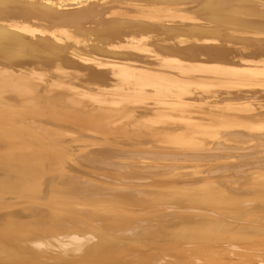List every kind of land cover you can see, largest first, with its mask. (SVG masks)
I'll use <instances>...</instances> for the list:
<instances>
[{"label": "bare ground", "instance_id": "6f19581e", "mask_svg": "<svg viewBox=\"0 0 264 264\" xmlns=\"http://www.w3.org/2000/svg\"><path fill=\"white\" fill-rule=\"evenodd\" d=\"M2 210L0 264H264V0H0Z\"/></svg>", "mask_w": 264, "mask_h": 264}, {"label": "rangeland", "instance_id": "374dc122", "mask_svg": "<svg viewBox=\"0 0 264 264\" xmlns=\"http://www.w3.org/2000/svg\"><path fill=\"white\" fill-rule=\"evenodd\" d=\"M139 126H140V128H139ZM139 126L128 127V129H130L129 131H132V130H133V132H132L133 134L136 133L137 135H139L138 132L145 131V130H144L145 128H143V127H145V126L142 125V128H141V125H139ZM120 127H121V126H120ZM118 128H119V127H118ZM135 128H136L137 130H136ZM120 129H121V128H119V132H117V133H119L120 136L117 135V136L113 137V135H112V136H110L111 138L108 136V137H109V138H108L109 140H108V139L106 138L108 134H107V135H100V134H98L99 136L96 134V138H95V140L98 139V140H96V142H99L100 140H101V142H102V141L106 138L108 141H105V143L103 142V143H100V144H102L103 146H106V147H108V146H110V147H111V146H112V147H114V146L119 147V146H120L119 148L125 150V149H127V147H128V145H126L128 142H125V141H128V140H129V137H128V135L125 136L126 132H125L124 135L122 136V135L120 134ZM123 129H124V128H123ZM125 129H126V128H125ZM128 129H126V130H128ZM131 129H132V130H131ZM134 129H135V130H134ZM138 129H139V130L142 129V131H141V130L139 131ZM146 129H147V128H146ZM117 130H118V129H117ZM121 131H123V130H121ZM135 131H136V132H135ZM133 134H132V135H133ZM109 135H110V134H109ZM132 135H131V137H132ZM102 137H105V138L102 139ZM112 137H113V138H112ZM121 137H122V139H121ZM136 137H138V136H136ZM136 137H135V135L133 136V138H136ZM100 138H101V139H100ZM116 138H117V139H116ZM124 138L127 139V140H124ZM133 138H132V140H133ZM151 138H152V137H147L148 140H146V141H149V139H150V140L153 139V138H152V139H151ZM154 138H155V139L152 140V142H155L156 137H154ZM111 139H112V141H111ZM114 139H115L116 141H113ZM118 140H119V142L122 141V142H124V143H121L122 145H121V144H118V143H119ZM109 141H110V142H109ZM129 141H131V139H130ZM113 142H114V143H113ZM115 143H116V144H115ZM155 143H156V142H155ZM110 144H111V145H110ZM123 144H125V146H123ZM129 146H130V145H129ZM122 147H124V148H122ZM135 160H138V158H136ZM233 162L236 163V162H238V161L235 160V161H233ZM233 170H234L235 172H240V170H235V169H233ZM19 202H20V201H19ZM19 202H15L16 204H19L18 207H16V206L14 207V205H15V203H14V205H12V206H13V209H12V207H9V211L13 210V211H16V212H17V211H19L18 208L21 210V209H23L24 205L28 203V202H24V201H23L24 203H19ZM20 204H21L22 207L20 206ZM23 204H24V205H23ZM30 204H31V203H28L27 205H30ZM25 206H26V205H25ZM4 209H5V208H4ZM6 209H8V208H6ZM4 211H6V210H2V211H0V213L2 214V212H4ZM128 215H132L131 217H132V218H135L133 215L136 216L137 214H129V213H128ZM137 216H138V215H137ZM137 216H136V217H137ZM24 219H26V218H24ZM31 236H32V237H31ZM31 236H30L31 238L29 237V238H30L29 241H30L31 239H32L31 241H33V239H34V236H33V235H31ZM148 238H149V237H148ZM146 243H147V242H146ZM252 248H256V249H257L258 246H256V247L254 246V247H252ZM261 249H262V247H261ZM51 250H52V249H51ZM51 250L48 251V252L51 253V252H52ZM56 250H57V249H56ZM54 252H55V249L53 250V253H54ZM55 253H56V252H55ZM68 254H69V253H68ZM76 254H77V253H75V254L73 253V255H76ZM223 254H224L225 256H224ZM223 254H222L221 256H224L223 259L226 257V258H225V259H227L226 262L229 261V260H233V258H232V257H233L232 254H231V255H228V256H230V259H229V260H228V256L226 255L227 253H226V254L223 253ZM239 254H240V255L242 254V256L244 255V253H239ZM43 255H45V256L47 257V258H45V256L43 257V256L41 255V258H44V259H48V257L50 256V255H48V253H44ZM240 255H239V256H240ZM88 256H89V255H88ZM231 256H232V257H231ZM237 256H238V255H237ZM239 256H238V257H239ZM242 256H240V257H242ZM68 257H69V256H68ZM215 257H216V256H215ZM234 257H235V256H234ZM49 258H50V257H49ZM231 258H232V259H231ZM221 259H222V257L220 258V260H221ZM31 260H34V259H31ZM41 260H42V259H39V262H40ZM200 260H201V259H200ZM220 260H219V261H220ZM234 260H235V259H234ZM236 260H237V259H236ZM36 261H38V260L36 259ZM51 261H52V260H51ZM51 261H49V263H50ZM84 261H87V260L85 259ZM202 261H203V260H202ZM202 261H201L200 263H204L205 260H204L203 262H202ZM213 261H214V260H213ZM217 261H218V260H217ZM223 261H225V260H223ZM223 261H222V262L220 261V262H221V263H224ZM54 262H55V261H54ZM220 262H218V263H220ZM226 262H225V263H226ZM36 263H38V262H36ZM52 263H53V262H52ZM205 263L208 264L207 261H206ZM209 264H212V263L209 262Z\"/></svg>", "mask_w": 264, "mask_h": 264}]
</instances>
